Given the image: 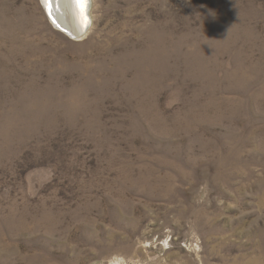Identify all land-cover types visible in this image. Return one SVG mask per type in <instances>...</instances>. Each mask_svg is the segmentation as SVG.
<instances>
[{
  "label": "rangeland",
  "instance_id": "374dc122",
  "mask_svg": "<svg viewBox=\"0 0 264 264\" xmlns=\"http://www.w3.org/2000/svg\"><path fill=\"white\" fill-rule=\"evenodd\" d=\"M90 16L0 0V264H264V0Z\"/></svg>",
  "mask_w": 264,
  "mask_h": 264
},
{
  "label": "bare ground",
  "instance_id": "6f19581e",
  "mask_svg": "<svg viewBox=\"0 0 264 264\" xmlns=\"http://www.w3.org/2000/svg\"><path fill=\"white\" fill-rule=\"evenodd\" d=\"M42 7L48 17L49 21L55 28L59 29L71 40L82 39L90 29L92 25V19L90 16V8L87 16L90 21V26L82 30V22L78 11L74 9L73 0H40ZM91 2V0H90Z\"/></svg>",
  "mask_w": 264,
  "mask_h": 264
},
{
  "label": "water",
  "instance_id": "95a60500",
  "mask_svg": "<svg viewBox=\"0 0 264 264\" xmlns=\"http://www.w3.org/2000/svg\"><path fill=\"white\" fill-rule=\"evenodd\" d=\"M74 3V9L77 10L79 13V16L81 18L82 24V30L85 31L86 28L90 26L89 18L86 17L88 10L90 8V0H73Z\"/></svg>",
  "mask_w": 264,
  "mask_h": 264
}]
</instances>
